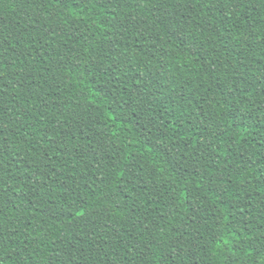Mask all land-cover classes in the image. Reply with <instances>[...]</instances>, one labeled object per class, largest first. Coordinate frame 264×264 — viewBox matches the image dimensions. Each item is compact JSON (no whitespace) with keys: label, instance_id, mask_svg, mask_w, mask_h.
Returning a JSON list of instances; mask_svg holds the SVG:
<instances>
[{"label":"trees","instance_id":"16d2710c","mask_svg":"<svg viewBox=\"0 0 264 264\" xmlns=\"http://www.w3.org/2000/svg\"><path fill=\"white\" fill-rule=\"evenodd\" d=\"M70 15L0 2V264H264V0Z\"/></svg>","mask_w":264,"mask_h":264},{"label":"snow or ice","instance_id":"6c2138e0","mask_svg":"<svg viewBox=\"0 0 264 264\" xmlns=\"http://www.w3.org/2000/svg\"><path fill=\"white\" fill-rule=\"evenodd\" d=\"M0 2H2V0H0ZM89 2H91V0H77V2H76V8H80V5L83 3V4H87V3H89ZM221 2H223V0H221ZM54 3L56 4V6L58 7V8H61V9H69L70 10V13H71V15L69 16V18L68 19H76V18H78L76 15H75V12H76V8H73L72 7V0H54ZM101 7H103V4H101L100 5ZM209 7H211V4L209 5ZM83 9H81V11H82ZM113 18H115V16H114V14H113ZM61 19L64 21V23H67L68 22V19H65L63 16L61 17ZM0 35H2V33H0ZM262 39H264V37H262ZM7 41V37H4V39L2 40V41H0V57H2L3 56V44L5 43ZM183 42V41H182ZM11 47H13V48H15L16 47V45L15 44H13V45H11ZM194 55H196V53H193ZM11 65H9L8 66V68H9V70L11 69ZM4 75V73H2V72H0V76H3ZM138 82V81H137ZM0 135H2V133H0ZM187 195V194H186ZM74 203V201H69V205H71V204H73ZM65 211H67V212H69V213H72L73 212V208L72 207H66L65 208ZM120 211H124V209L123 208H121L120 209ZM75 212L76 213H78V215L77 216H74L73 218H76V219H78V218H82V217H84L85 215H86V213L84 212V211H81L80 210V207H77L76 209H75ZM121 218H123V217H121ZM31 239H35V237H31ZM257 256L258 257H264V251H262V252H258L257 253ZM55 264H60V261L59 260H57L56 262H55Z\"/></svg>","mask_w":264,"mask_h":264}]
</instances>
